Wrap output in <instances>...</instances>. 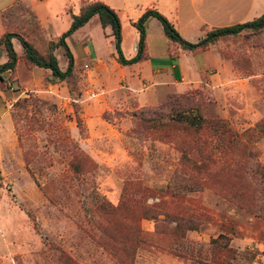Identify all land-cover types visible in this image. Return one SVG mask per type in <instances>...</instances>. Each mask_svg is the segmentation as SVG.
Segmentation results:
<instances>
[{
	"label": "rangeland",
	"instance_id": "1",
	"mask_svg": "<svg viewBox=\"0 0 264 264\" xmlns=\"http://www.w3.org/2000/svg\"><path fill=\"white\" fill-rule=\"evenodd\" d=\"M132 3L119 10L123 51L132 44L133 28L127 19L134 18L147 0ZM179 3L180 9H187V0ZM2 18L4 32L20 33L40 52L66 28L61 15L51 20L47 32L41 30L20 0ZM148 30L158 49L166 48L171 59L178 55L177 45L162 33L155 18ZM102 31L98 23H90L68 36L66 45L77 63L70 92L64 81L49 84L37 71L29 76L21 61L19 81L13 74L0 82V264H64L65 258L76 264H211L214 256L227 264H264V225L257 217L258 210L264 212V175L252 173L255 162L264 169V29L241 32L212 47L185 53L178 75L170 67L153 69L148 75L144 64L139 99L125 81L117 80L116 70L100 71L96 60L89 65L90 44L96 56L108 64L114 60L113 42ZM185 35L190 42L201 36L195 31ZM81 49L85 53L80 54ZM217 53L221 58L214 57ZM55 56L63 67L60 47ZM157 58L153 64L161 68ZM26 93L55 105L21 112L18 117L16 132L33 156L32 174L9 116L12 103ZM185 93L198 98L205 117L228 122L244 145L232 152L210 151L208 161L198 169L181 159V146H190L188 155L193 150L188 136L175 129L133 131L135 111L150 108L165 114ZM71 144L89 161L78 177L67 166ZM173 175L197 181L202 188L170 197L162 190ZM238 191V199H228V194ZM177 203L198 215L197 229L187 230L182 237L173 235L174 221L169 217L141 215L143 206L162 205L177 214L181 207ZM220 217L232 219L239 230L228 233L230 256L211 253L210 240L225 232L218 225ZM136 227L142 242L135 247L132 230Z\"/></svg>",
	"mask_w": 264,
	"mask_h": 264
},
{
	"label": "trees",
	"instance_id": "2",
	"mask_svg": "<svg viewBox=\"0 0 264 264\" xmlns=\"http://www.w3.org/2000/svg\"><path fill=\"white\" fill-rule=\"evenodd\" d=\"M92 15H97L99 24L101 27L109 26L112 37L113 47L115 51L114 60L120 65H130L140 60L147 58L146 46H145V22L148 17H154L161 25L163 34L172 43L176 44L179 48L195 52L200 49L206 48L209 44L213 43L220 37L228 35H236L241 32L256 33L264 29V11L247 21L233 23L225 26L213 27L205 32L195 42H190L183 39L178 31L174 28L172 23L159 11L154 8H145L140 15L131 22L137 33V39L135 43V52L130 57H125L120 48L121 34L119 18L115 11L107 4L99 0L89 1L79 6L76 14L70 13V22L68 27L60 33L56 41L49 42L47 49L44 52H40L36 47L25 39L22 35L6 31L0 35V47L5 52L6 59L0 63V82H6L10 80L14 74V68L17 60H20L27 67L37 66L49 71V76L44 77V81L49 84H55L57 82L64 81L69 84V92L75 85L74 77L75 71L73 66V58L66 43L65 38L69 36L76 29L85 24ZM17 39L20 48L21 55H17L12 47L11 39ZM60 47L65 57V67L60 69L57 64V58L53 53V50ZM173 58V57H170ZM177 106L169 107L168 112L161 114L156 109H144L135 111L132 114L133 131L141 129L149 132H167L171 129H175L185 136L189 137V145L191 141V155L186 153L190 149L181 146V159L185 164H191L193 167L201 169L204 162L208 161L210 151L219 149L220 152L233 151L241 144V138L238 132L231 127V125L225 120L218 118H207L202 114V108L198 98L192 93H185L177 96ZM41 107L45 110L54 109L53 103H48L46 100L40 99L30 93H26V97L17 98L11 105L9 110V116L12 120V125L15 130L17 141L23 149V161L26 169L32 174L30 170V163L32 162V155L29 148H25L22 145L21 137L16 132L19 123V116L22 112L24 115L30 110L31 112L39 111ZM18 119V120H17ZM77 124L80 123L79 118L76 116ZM71 156L68 160L67 166L69 171L78 177L84 169L82 166L89 163L88 159L81 153L75 144H71ZM198 157V158H196ZM198 159V163L196 162ZM253 175L257 173L264 175V169L258 163H253ZM202 188V184L190 180L188 178H181L176 175L171 176L167 182L165 189L162 192L167 193L170 197L179 198L184 196L189 191L199 190ZM264 189V185H263ZM239 192H231L227 195L228 199H238ZM241 204V203H239ZM181 206L177 214L169 212L164 205L162 207L153 208L152 206H143L140 208L142 217H155L158 214H163L174 221L172 226V233L175 236L182 237L187 230H196L198 227V220L196 213L188 212V208L183 204L177 203ZM106 210L104 213H108L106 206H101ZM247 207V205H245ZM248 209V207H247ZM254 211L253 207H250ZM256 212L257 209L255 208ZM257 212L259 223L264 225V212ZM255 212V211H254ZM200 215V214H199ZM218 225L222 228L224 233H218L215 238L210 240L211 253H219L222 255L230 256L233 249L228 245L229 237L228 233L233 234L238 232L237 228L233 225L232 219H225L220 217ZM133 245L136 247L138 243L142 242V232L138 227L132 230ZM134 247V248H135ZM131 254V253H130ZM211 264H227V260H220L215 256L212 258ZM64 264H76L72 260L63 259Z\"/></svg>",
	"mask_w": 264,
	"mask_h": 264
},
{
	"label": "crops",
	"instance_id": "3",
	"mask_svg": "<svg viewBox=\"0 0 264 264\" xmlns=\"http://www.w3.org/2000/svg\"><path fill=\"white\" fill-rule=\"evenodd\" d=\"M16 1L17 0H0V35L5 31L2 13H4L7 9H9ZM89 1L90 0H74V2L72 0H20V2L23 3L33 13L39 27L41 28V30L45 32H47L48 27H50L51 20L53 21L55 18L61 15L65 16V20H66L65 26L67 28L70 22V13L76 14L81 4ZM100 1L111 7L117 14L118 18H119V10L121 9L124 10L125 8H128L129 6L133 5L132 3L133 0H118L119 4H116L114 0H100ZM187 3H188L187 9L182 10L180 9L179 0H154V1L147 0V5L140 7L138 14L134 18L127 19L129 25L133 28L131 48L127 51H123V29L120 23V34H121L120 48L123 55L125 57H130L134 54L137 33L134 27L131 25V22L134 21L140 15V13L148 6H151V8L155 7L154 9L162 13L172 23L174 28L178 31V33L183 39L186 38L185 34H188V31H195L201 34L200 37H202L207 30L213 27L225 26L233 23L247 21L260 15L264 11V0H187ZM151 18L154 17H148V19L145 22V46H146L147 59L140 60L130 65H120L115 60H111L110 64H108L104 59L96 56L93 53L89 41L90 52L92 53V56L89 60L90 61L89 65L93 64V60H96L99 63V68L101 69L100 71H102L105 68L107 72H109L108 69H110V67L111 69L116 70L118 72L117 80L120 79L125 81V83H127L128 85V88L130 89L131 94L134 95V97H136L137 99L141 98V95L137 91V87H138V81H141L142 79L145 78V76L142 73L143 72L142 66L144 64L146 65V69L148 70V75L151 74V71L153 69L158 70L168 67L171 68L172 72L174 71L173 73L174 75H178L179 72L178 68L179 70L180 68L182 70L184 67V65L181 64L183 63L181 59L182 55H186L185 53L191 52L189 50L181 49L177 46L180 52L174 59H171L169 58L166 48L164 51L162 48L158 49L154 45V42L152 41L153 36L149 33L148 30V25L151 21ZM90 23L93 24L98 23V25L100 26L97 15H92L85 24H83L81 27L76 29L70 35L74 34L79 29L88 26ZM101 28L103 29L102 32L104 36L109 37L110 41L112 42V37L110 35L111 30L109 26H104ZM159 35L157 37H159V39H162V36ZM236 35H228V36H236ZM228 36H223L218 38L213 43L209 44L207 47H212L213 45H215V43L218 40ZM200 37L196 38V40H198ZM67 38L68 36L65 38V43ZM85 38H88L90 40L89 35H86ZM161 41L163 42V40ZM11 44L15 53L18 56L21 55L22 51L17 39L12 38ZM55 52H56V48L53 50L54 55ZM81 52L85 53V50L81 49L80 54H82ZM112 56L113 58L115 56L114 49ZM214 57L217 59L221 58L220 54L218 53L214 55ZM72 58H73V66L76 67L77 63L74 62L73 54H72ZM155 58H157L156 60L158 62L157 64H160L161 68H158L153 64ZM5 59H6L5 52L3 48L0 47V63L5 61ZM19 62L20 60H17L14 68L15 79H17L18 81L19 79L17 77L18 76L17 68L19 66ZM65 64L66 63H64L63 67H59V68L63 69L65 67ZM24 69L26 73L31 77L35 76V71H37V74L39 76L42 77L49 76V71L41 67H37V66L27 67L24 65ZM148 97H152V96H148Z\"/></svg>",
	"mask_w": 264,
	"mask_h": 264
}]
</instances>
